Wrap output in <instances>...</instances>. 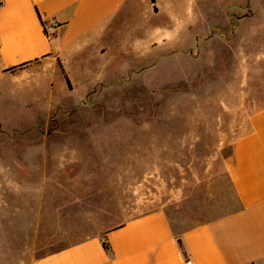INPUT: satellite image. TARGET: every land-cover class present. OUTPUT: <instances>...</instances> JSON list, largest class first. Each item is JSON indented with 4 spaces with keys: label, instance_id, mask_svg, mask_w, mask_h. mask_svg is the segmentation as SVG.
<instances>
[{
    "label": "rangeland",
    "instance_id": "1",
    "mask_svg": "<svg viewBox=\"0 0 264 264\" xmlns=\"http://www.w3.org/2000/svg\"><path fill=\"white\" fill-rule=\"evenodd\" d=\"M182 44L126 57L109 81L67 65L66 84L50 62L0 81V168L13 167L14 153L38 169L15 166L14 181L35 192L46 176L48 193L55 176L65 189L52 201L66 203L64 219L41 245L53 250L157 210L181 229L237 208L226 167L264 108V0H194L192 40Z\"/></svg>",
    "mask_w": 264,
    "mask_h": 264
},
{
    "label": "crops",
    "instance_id": "2",
    "mask_svg": "<svg viewBox=\"0 0 264 264\" xmlns=\"http://www.w3.org/2000/svg\"><path fill=\"white\" fill-rule=\"evenodd\" d=\"M193 5L194 0H0V81L12 70L37 62L57 65V59L67 79V65H74L78 74L109 81L113 77L106 75L126 57L143 61L148 50H175L182 42L186 48ZM50 25L55 31L48 36L44 27ZM10 160L13 167L0 168V175L10 177L0 182V264H264V108L250 117V132L231 146L226 173L237 208L188 228L177 229L157 210L49 250L39 241L64 219L66 203L52 202L64 197L63 183L50 176L47 193L44 176L40 189L30 191L9 173L15 166L37 168H23L29 162H16L14 153ZM81 201L74 195L69 206Z\"/></svg>",
    "mask_w": 264,
    "mask_h": 264
},
{
    "label": "trees",
    "instance_id": "3",
    "mask_svg": "<svg viewBox=\"0 0 264 264\" xmlns=\"http://www.w3.org/2000/svg\"><path fill=\"white\" fill-rule=\"evenodd\" d=\"M57 65H58V68L60 69V71H61V73H62V75H63V77L65 79L66 84H68L69 83L68 79H67L66 75L64 74L63 68H62L61 63H60V61L58 59H57ZM178 245H179L180 248H182L179 239H178ZM103 246H104V248H107V245L105 243H103ZM182 253L184 254V257H185L184 251Z\"/></svg>",
    "mask_w": 264,
    "mask_h": 264
},
{
    "label": "built area",
    "instance_id": "4",
    "mask_svg": "<svg viewBox=\"0 0 264 264\" xmlns=\"http://www.w3.org/2000/svg\"><path fill=\"white\" fill-rule=\"evenodd\" d=\"M54 31H55V25H50V26L44 27V32L48 36L51 35Z\"/></svg>",
    "mask_w": 264,
    "mask_h": 264
}]
</instances>
